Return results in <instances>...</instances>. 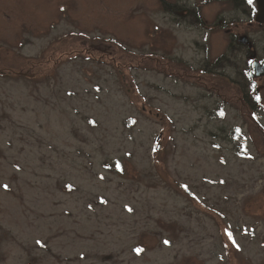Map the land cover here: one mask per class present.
<instances>
[{
    "label": "rangeland",
    "instance_id": "1",
    "mask_svg": "<svg viewBox=\"0 0 264 264\" xmlns=\"http://www.w3.org/2000/svg\"><path fill=\"white\" fill-rule=\"evenodd\" d=\"M165 2L1 0L0 264H264V24Z\"/></svg>",
    "mask_w": 264,
    "mask_h": 264
},
{
    "label": "flooded vegetation",
    "instance_id": "2",
    "mask_svg": "<svg viewBox=\"0 0 264 264\" xmlns=\"http://www.w3.org/2000/svg\"><path fill=\"white\" fill-rule=\"evenodd\" d=\"M213 0H203V3H211ZM226 1H230V2H232V4L235 6V8H237V9H239V8H243L244 9V12H247V8H246V6L247 7H249V8H252V10L250 9V16L252 17V18H254V20H255V17H256V14H257V9H256V5H257V3H256V1L255 0H226ZM161 6H162V9L163 10H165V11H167L166 10V8H167V5H166V2H165V0H161ZM0 9H2L1 8V0H0ZM248 13V12H247ZM26 15L27 16H25V19L27 20L28 19V21H29V18L30 17H28V13H26ZM186 18L189 20V22L190 23H195V22H197V23H201V24H205V23H208L209 21L207 20V19H205V17H204V15L202 14V12L200 11V7H196L195 9H192V10H187L186 11ZM175 18V21H174V23L175 24H179V25H181V18H176V17H174ZM214 21H215V18H214ZM23 26H25V28L29 31L30 30V28H31V26H30V22H25V25H23ZM23 26H17L16 25V27H12V29L10 30V31H12V32H14V34L13 35H15V33H16V30H17V28L18 27H23ZM10 31H9V33H10ZM9 35H11V33L9 34ZM21 37H33L34 35L32 34V33H25L24 35H20ZM248 40H249V38H248ZM240 42V41H239ZM253 62H258V63H260V64H262L263 65V63H264V58H263V60H261V61H257V60H253L252 59V62H251V65H250V67L251 68H249L248 70H246V72H248V79L250 80V82H248L249 84H250V86H248L250 89H251V91L249 92V93H246V95H248L249 94V101L250 102H248V109L251 111V114L252 115H254V112H256V111H254L257 107H259V106H261V105H259V102L261 101L260 99H259V89H258V81H257V79L258 78H256V76H255V71L253 70V68H252V63ZM245 72V73H246ZM217 74H219V73H217ZM247 74V73H246ZM229 79H231L230 77H229ZM248 84V85H249ZM252 85H254L253 86V89H252ZM256 85V86H255ZM221 95V94H220ZM220 95H218V97H219V99L218 100H216V102H217V107L218 108H216L215 110H213V113H214V115H215V117H217V115L218 114H222L223 115V113H224V108H226L227 106H228V102H227V100H225V99H223L222 98V96H220ZM253 103H252V102ZM217 144V143H216ZM218 145V144H217Z\"/></svg>",
    "mask_w": 264,
    "mask_h": 264
},
{
    "label": "water",
    "instance_id": "3",
    "mask_svg": "<svg viewBox=\"0 0 264 264\" xmlns=\"http://www.w3.org/2000/svg\"><path fill=\"white\" fill-rule=\"evenodd\" d=\"M257 5H256V9H257V14L255 17V21L259 24H264V0H255ZM240 42L242 44H246L248 42V37H244L242 39H240ZM252 68L255 71V75L258 77H264V63L263 65L258 63V62H254L252 64Z\"/></svg>",
    "mask_w": 264,
    "mask_h": 264
},
{
    "label": "trees",
    "instance_id": "4",
    "mask_svg": "<svg viewBox=\"0 0 264 264\" xmlns=\"http://www.w3.org/2000/svg\"><path fill=\"white\" fill-rule=\"evenodd\" d=\"M248 62H249V64L251 65V62H252V61L249 60ZM249 64H248V65H249ZM250 65H249V68H251ZM249 68H248V69H249ZM246 73H247V74H246V78L248 79L247 76H248L249 74H248V72H246ZM251 102H252V101H251ZM252 103H253V102H252ZM230 135H231L230 138L233 140V138H235V136H236V132L233 131V132H231Z\"/></svg>",
    "mask_w": 264,
    "mask_h": 264
},
{
    "label": "snow or ice",
    "instance_id": "5",
    "mask_svg": "<svg viewBox=\"0 0 264 264\" xmlns=\"http://www.w3.org/2000/svg\"><path fill=\"white\" fill-rule=\"evenodd\" d=\"M137 251L139 252V251H141L140 249H137Z\"/></svg>",
    "mask_w": 264,
    "mask_h": 264
}]
</instances>
